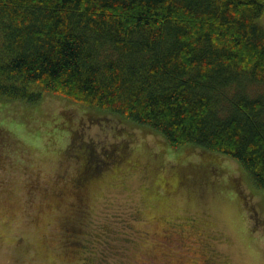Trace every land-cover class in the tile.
<instances>
[{
  "label": "trees",
  "instance_id": "trees-1",
  "mask_svg": "<svg viewBox=\"0 0 264 264\" xmlns=\"http://www.w3.org/2000/svg\"><path fill=\"white\" fill-rule=\"evenodd\" d=\"M263 13L264 0H0V102L52 94L117 115L229 157L264 191ZM80 138L77 193L124 156Z\"/></svg>",
  "mask_w": 264,
  "mask_h": 264
},
{
  "label": "rangeland",
  "instance_id": "rangeland-1",
  "mask_svg": "<svg viewBox=\"0 0 264 264\" xmlns=\"http://www.w3.org/2000/svg\"><path fill=\"white\" fill-rule=\"evenodd\" d=\"M23 104L0 102V264H264V191L236 161L56 95ZM73 132L124 152L79 193Z\"/></svg>",
  "mask_w": 264,
  "mask_h": 264
}]
</instances>
